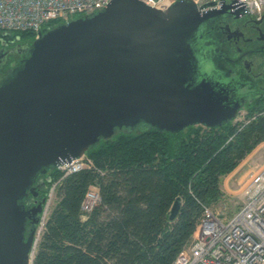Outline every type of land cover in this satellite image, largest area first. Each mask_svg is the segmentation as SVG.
I'll use <instances>...</instances> for the list:
<instances>
[{
  "label": "water",
  "instance_id": "obj_1",
  "mask_svg": "<svg viewBox=\"0 0 264 264\" xmlns=\"http://www.w3.org/2000/svg\"><path fill=\"white\" fill-rule=\"evenodd\" d=\"M235 1L201 12L194 0L166 8L111 0L27 46L0 81V264H32L40 218L33 215L43 207L26 208L23 200L37 194L33 183L48 168L84 155L116 129L178 132L238 115L244 97L204 53L209 21L241 14ZM181 202L178 196L170 219Z\"/></svg>",
  "mask_w": 264,
  "mask_h": 264
},
{
  "label": "trees",
  "instance_id": "obj_2",
  "mask_svg": "<svg viewBox=\"0 0 264 264\" xmlns=\"http://www.w3.org/2000/svg\"><path fill=\"white\" fill-rule=\"evenodd\" d=\"M0 36L25 38L27 45L34 40L31 31ZM247 106L243 121L192 124L178 132L124 127L91 145L85 155L92 165L57 185L32 264H172L191 242L204 207L224 198L223 176L264 141V98ZM62 174L50 167L40 175L45 197ZM95 184L100 200L85 211L86 193ZM178 196L181 207L170 219Z\"/></svg>",
  "mask_w": 264,
  "mask_h": 264
},
{
  "label": "built area",
  "instance_id": "obj_3",
  "mask_svg": "<svg viewBox=\"0 0 264 264\" xmlns=\"http://www.w3.org/2000/svg\"><path fill=\"white\" fill-rule=\"evenodd\" d=\"M110 1L0 0V34L31 31L35 39L57 22H68L75 16L90 15L105 8ZM143 1L161 8L167 0ZM173 1L168 0V4ZM194 1L201 12L221 6V0ZM211 1L216 3L203 7ZM234 4L233 9L241 8V14L253 17H259L264 9V0H236ZM91 165V159L85 154L58 165L57 168L63 174L53 182L50 192H54L64 176ZM245 192V202L233 214L222 215L211 206H205L191 242L179 252L172 264H264V168L251 175ZM49 193L36 228L38 238L48 218L46 204ZM99 200L100 193L95 184L86 193L84 210L90 211Z\"/></svg>",
  "mask_w": 264,
  "mask_h": 264
},
{
  "label": "flooded vegetation",
  "instance_id": "obj_4",
  "mask_svg": "<svg viewBox=\"0 0 264 264\" xmlns=\"http://www.w3.org/2000/svg\"><path fill=\"white\" fill-rule=\"evenodd\" d=\"M206 33L204 53L213 54L216 72L224 80L232 81L235 93L244 97L241 108L264 98V11L258 18L244 14L214 17L209 21ZM0 40L1 81L19 64L28 45L17 38L0 36ZM33 185L37 194L29 192L23 203L26 208L40 203L43 207L46 180L38 176ZM40 214H34L33 219ZM27 225H30L29 218Z\"/></svg>",
  "mask_w": 264,
  "mask_h": 264
},
{
  "label": "rangeland",
  "instance_id": "obj_5",
  "mask_svg": "<svg viewBox=\"0 0 264 264\" xmlns=\"http://www.w3.org/2000/svg\"><path fill=\"white\" fill-rule=\"evenodd\" d=\"M168 5L169 4H168V0H167L166 2L163 3L161 8L162 7L165 8ZM263 11H264V9L262 10V12ZM75 17H78V16H75ZM18 40L19 41H26L25 38H23V40L18 38ZM247 107L248 106L246 104L241 108V110L238 112V115L235 117L234 121H243L245 119V116L247 113ZM86 157H88L87 154H86ZM240 163H241V166H239V169L233 175V178L230 179V181H229V185H231V187H233V189H235V191H233L234 193L232 194V196H227V198H223L217 204L211 206L213 209L215 208L214 210L218 211L222 215H230V213L231 214L235 213L236 211L239 210V208L245 202L246 195H247L245 192L246 183L249 181L251 175L254 172H257L258 170L264 168V141L259 143ZM246 169H249V171H251V173H250L251 175L249 174L246 179H240V180L237 179L236 180V177L240 174V172L244 171ZM53 182L51 183V185L48 189V193L51 191V188L53 186L52 185ZM56 188H57V186L55 187L54 192H50L48 195L49 201H48V204H46V210H47L48 216L50 214L52 207L54 206V204L57 200ZM38 235L39 234L37 232L36 233L37 240H38ZM36 243H37V241H36ZM36 243H35V245H36Z\"/></svg>",
  "mask_w": 264,
  "mask_h": 264
},
{
  "label": "crops",
  "instance_id": "obj_6",
  "mask_svg": "<svg viewBox=\"0 0 264 264\" xmlns=\"http://www.w3.org/2000/svg\"><path fill=\"white\" fill-rule=\"evenodd\" d=\"M239 166H241V163L233 171H231L227 175L223 176V178H222V189L224 191V198H227V196H232V194L234 193L233 191H235V189H233V187H231V185H229V181H230V179L233 178V175L237 172V170L239 169ZM250 173H251V171H249V169L241 171L240 174L236 177V180L237 179L238 180L246 179Z\"/></svg>",
  "mask_w": 264,
  "mask_h": 264
},
{
  "label": "bare ground",
  "instance_id": "obj_7",
  "mask_svg": "<svg viewBox=\"0 0 264 264\" xmlns=\"http://www.w3.org/2000/svg\"><path fill=\"white\" fill-rule=\"evenodd\" d=\"M166 4V3H165ZM53 185V184H52ZM47 195V194H46ZM215 209V208H214ZM216 211V210H215ZM227 212V211H226ZM231 214V213H230Z\"/></svg>",
  "mask_w": 264,
  "mask_h": 264
}]
</instances>
